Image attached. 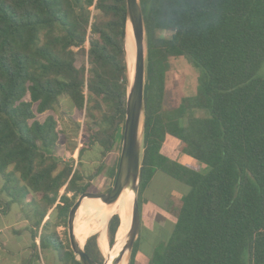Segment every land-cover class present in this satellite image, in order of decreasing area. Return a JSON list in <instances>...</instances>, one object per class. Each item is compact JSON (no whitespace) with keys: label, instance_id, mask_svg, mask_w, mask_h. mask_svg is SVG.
Returning a JSON list of instances; mask_svg holds the SVG:
<instances>
[{"label":"trees","instance_id":"1","mask_svg":"<svg viewBox=\"0 0 264 264\" xmlns=\"http://www.w3.org/2000/svg\"><path fill=\"white\" fill-rule=\"evenodd\" d=\"M140 6L147 54L139 212L157 171L188 187L171 237L151 264H264V76H258L264 0H140ZM125 33L126 0H0V192L10 199L3 213L20 198H32L33 208L27 207L37 220L29 225L25 264L50 247L61 264H81L56 228L67 227L76 198L89 192L123 130ZM80 54L86 65L77 67ZM181 57L200 71L198 87L192 98L165 111L170 60ZM61 97L84 113L79 157L86 147L100 149V164L87 176L54 157L60 132L50 113ZM168 137L204 170L164 156ZM111 175L115 179V171ZM34 200L48 209L39 210ZM49 208L55 222L53 212L44 221ZM120 226L115 213L107 226L110 245ZM96 237L84 249L102 263L104 237L101 249ZM136 242L128 264H134Z\"/></svg>","mask_w":264,"mask_h":264},{"label":"rangeland","instance_id":"2","mask_svg":"<svg viewBox=\"0 0 264 264\" xmlns=\"http://www.w3.org/2000/svg\"><path fill=\"white\" fill-rule=\"evenodd\" d=\"M158 36L168 38L170 37V33L159 32ZM81 65H86V57L82 54L76 57V66L79 67ZM170 65L171 68L166 75L165 83V97L163 102L165 111H170L177 108L184 98H192L196 93L199 78L201 76L200 71L195 68L191 62L182 57L171 59ZM258 76H264V62L260 67V70L258 71ZM195 112L196 116L198 117L206 116V113L203 111ZM50 114H52L56 118L58 122V129L60 132L59 144L55 148L54 157L58 160L60 165H70L73 170L77 169L81 173H83V175L87 176L98 167L101 160L100 149L98 147L95 149L86 147V152L84 153V155L81 158L79 157V150L84 146L85 139L83 129L85 122L84 113L75 110L68 98L61 97L56 104L55 110ZM116 140L117 143L115 149L104 159V164L100 175H98V177L90 182L91 185L89 192L106 193L110 188H112L114 178L111 175V171H115L116 174L122 143V131L116 138ZM84 182H86V179L84 180ZM2 187L3 181L0 179V191ZM147 188L146 189L149 190L150 196L147 203L143 202V195L141 199L140 232L135 245L136 252L134 257V264H151V260L155 257V255L163 251L164 247L171 237L172 231L175 226L176 220L174 218V214L176 212V206L177 204H179L182 196H184L188 191L187 186L176 181L163 171H157L154 174V177ZM63 193L64 190H61L60 195H62ZM77 199L78 198H76V200ZM9 200L10 199L5 193L0 192V222L2 221V218L4 216L7 217V220L5 218L7 222L4 223V226H6L7 224H11L14 218L16 219L15 223L18 224L25 221L26 217L23 211H28L30 214V220L28 221V224L33 225L35 223L37 217L34 216L30 211V208H33L32 198H29L28 196L26 198H20L21 204H13L12 207L10 206V214V208L5 211V213H3L2 210ZM34 202L38 204L39 210L43 211L45 209H48V206L46 204L40 203L37 200H34ZM85 202L94 203L93 207L104 206L96 200H88ZM28 204L30 205V208L27 207ZM49 209L50 215L53 212V208ZM113 214L110 215L109 218L104 219L98 223L93 221L94 219L92 218V216L87 217L88 223L90 224V226H92L89 237L94 235L97 236L96 239L100 249V243L102 241H100V236L103 235L104 237L106 253L101 250L104 258L107 257V252L110 246L107 235L108 221L113 216ZM116 214L119 215V213ZM129 215V219L126 224L123 223V220L121 221L119 233L118 235L116 233L115 236V243L118 242L128 231L131 213ZM80 216L81 215L79 210L76 217V222L78 221ZM55 217L56 215L53 212L51 217L52 222H55ZM17 227L18 229L12 228V231L15 230L21 232V229L23 228H20L19 225ZM53 229V227L50 228V230ZM96 229L98 230L96 231ZM56 232L59 236V241L65 242L66 240H68L67 227L60 226L56 228ZM16 239L18 241H15V243L12 244L11 247L19 249L20 251L26 246V244H30V238L28 233L26 232H23L21 236L16 237ZM1 240L0 245L2 246ZM36 244L38 245L39 241ZM85 244L83 245V247L85 246ZM20 255L23 256V254L21 253ZM129 259L130 254H127L124 258V264H128ZM33 263L59 264L57 254L51 247L43 249L39 254V259H35ZM22 264H24V262Z\"/></svg>","mask_w":264,"mask_h":264},{"label":"water","instance_id":"3","mask_svg":"<svg viewBox=\"0 0 264 264\" xmlns=\"http://www.w3.org/2000/svg\"><path fill=\"white\" fill-rule=\"evenodd\" d=\"M131 39L133 50V74L128 70L125 119L122 130V143L113 186L106 193L85 192L71 207L67 219L68 240L75 259L81 264H121L127 254L133 251L140 232V212L138 194L140 186V161L144 131L145 105L144 87L146 77V31L140 0H126V33ZM127 62V61H126ZM128 69V66H127ZM125 194L131 200V223L128 233L109 246L107 257L102 263L93 261L84 247L78 243L74 229L78 211L88 200H96L110 207Z\"/></svg>","mask_w":264,"mask_h":264},{"label":"crops","instance_id":"4","mask_svg":"<svg viewBox=\"0 0 264 264\" xmlns=\"http://www.w3.org/2000/svg\"><path fill=\"white\" fill-rule=\"evenodd\" d=\"M180 143L171 137H168L164 143L162 144L161 147V152L164 156L169 158L170 160L183 165V166H188L190 169L196 170L199 173L202 172L205 168L204 165L201 163L197 162L196 160L192 159L191 157H188L180 152ZM148 189V188H147ZM145 190L143 194V202L147 203L149 200V190ZM12 207V206H11ZM50 210H48V213L44 219H48ZM11 213V208L9 211V214ZM8 214V216H9ZM7 217L4 216L2 218V221L0 222V240L2 241V246L0 245V264H22L30 258L31 256V246H32V241H31V234H30V226L28 224V221L25 220L21 222L20 224L15 223L16 219L14 218L11 224H7L4 226V223L7 222ZM20 226L21 232L20 231H12L13 229H18L17 226ZM23 232L28 233L29 238H30V244H26V246L20 251L19 249L11 247L12 244L15 243V241H18L16 237H20ZM12 241V242H11ZM36 243H38V239L36 240ZM46 249V248H45ZM23 254V256L20 255ZM59 262V261H58ZM31 264H34L33 262ZM59 264H61L59 262Z\"/></svg>","mask_w":264,"mask_h":264},{"label":"bare ground","instance_id":"5","mask_svg":"<svg viewBox=\"0 0 264 264\" xmlns=\"http://www.w3.org/2000/svg\"><path fill=\"white\" fill-rule=\"evenodd\" d=\"M126 61L127 66L129 69L130 76L133 74V50L131 46V39L130 37L127 38L126 43ZM130 67V68H129ZM132 67V70H131ZM94 203L91 202H84L80 207V218L75 223V229L74 233L76 236V239L81 247L85 244V241L88 239L92 226L88 223L87 217L92 216L96 223L101 222L104 219H107L112 215L113 213H119L120 220H123V223L126 224L129 219V214L131 213V203L130 198H128L125 194H123L119 200L110 207H93ZM131 223V218H130ZM130 228V225H129ZM128 228V230H129ZM128 233V231L125 233V235ZM124 235V236H125ZM124 236L122 238H124ZM121 238V239H122ZM120 239V240H121ZM108 253V252H107ZM125 261L123 260L121 264H124Z\"/></svg>","mask_w":264,"mask_h":264}]
</instances>
